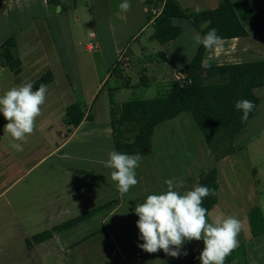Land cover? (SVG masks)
Wrapping results in <instances>:
<instances>
[{
    "label": "crops",
    "instance_id": "obj_1",
    "mask_svg": "<svg viewBox=\"0 0 264 264\" xmlns=\"http://www.w3.org/2000/svg\"><path fill=\"white\" fill-rule=\"evenodd\" d=\"M165 1L129 0L131 9L125 13L118 8L123 0H0V46L15 38L14 52L22 62L15 71L0 64V95L12 87L28 82L34 85L50 76L35 132L44 137L46 145L50 144L45 158L60 160L61 164L55 166L61 167L66 180L70 176L74 180L71 183L63 181L59 194L46 203L47 225L41 232L52 231L88 211L111 204L90 219L64 229L68 233L65 239L69 232H85L75 240L76 248L88 244L94 248L101 236H108L109 242L116 247L123 244L126 248H137L135 255L140 258L134 260L135 255L129 254L133 259L124 260L127 264H137L139 260L140 264H201L199 256L204 248L203 240L185 242L182 251L188 254L179 258L168 256L162 250L147 253L138 247L143 241L139 239L138 217L133 209L147 195L166 191L165 180H182L183 185L176 189L182 194L198 185L200 175L215 168L218 203L208 212L209 222L223 213L242 223L239 246L229 264H264V233L253 235L248 219V213L254 207H259L264 217V93L263 96L259 94L264 86L254 89L258 107L234 138V152L222 160L215 159L196 122H191L190 116L182 113L156 126L151 152L140 155L136 169L138 184L127 194L121 195L117 191L110 178L112 170L103 165L109 152L116 151L110 97L121 104L167 93L175 82V75L183 72L197 52L199 46L195 51L192 47L194 34L203 36L215 28L222 38L220 47L211 51L206 49L203 64L221 66L264 61L262 17V26L259 23L243 25L233 9L216 11L222 0H177L192 13L211 12L212 19L202 24L201 31L186 19H174L173 23L178 27L182 26L181 20L188 24L183 25L184 29L180 27L183 30L180 37L166 44L158 42L154 28H151L148 38H155L159 48L140 47L132 52V44L153 26L155 18H151L148 5L160 3L162 9ZM95 17L100 19V30L106 32L107 29L112 39L109 59L98 29L89 32L87 37L83 34V23H92ZM84 44L87 56L82 48ZM133 58L139 67L140 82L130 74ZM115 68L122 71L124 78L119 77L120 73H113ZM151 87L156 93L149 97ZM73 104H78L84 113L78 127L64 123L67 108ZM133 125L125 123L121 126L126 139L133 137L130 132ZM0 133L1 147L10 149L6 143L9 135ZM88 147H92L93 152H89ZM12 151L15 154L16 150L12 148ZM168 160L171 161L165 164ZM170 169L182 171L177 177L170 178ZM155 177L162 179L155 181ZM94 184L98 185L96 189ZM90 185L93 187L89 188ZM57 232L53 231V236L42 243L32 242L30 252H46L47 245L53 242L64 243L67 247L65 240L61 241L63 233L58 243ZM43 256L37 264H46V254Z\"/></svg>",
    "mask_w": 264,
    "mask_h": 264
},
{
    "label": "trees",
    "instance_id": "obj_2",
    "mask_svg": "<svg viewBox=\"0 0 264 264\" xmlns=\"http://www.w3.org/2000/svg\"><path fill=\"white\" fill-rule=\"evenodd\" d=\"M154 0H147L151 3ZM264 0H222L216 11L233 9L243 25L261 24ZM152 18V17H151ZM174 19L188 20L198 31L201 26L212 19L211 12L196 14L183 8L177 0H166L161 14L154 19L153 27L156 39L160 44H166L181 36L182 28L174 25ZM215 27V26H214ZM15 38H10L0 46V64L2 67L17 70L22 62L16 57ZM206 49L198 47L192 60L183 69L187 79L175 81L170 90L156 98L148 100H132L125 103L111 102V123L114 131L115 149L130 155H147L151 152V137L157 125L176 118L182 113H191L198 128L210 146L215 159L222 160L234 152L233 140L245 127L258 107V99L254 89L264 86V61L221 66L203 67ZM113 73L124 78L122 71L115 68ZM50 76H45L33 85L34 91L43 84L50 82ZM190 81V82H189ZM211 81V82H209ZM247 99L255 104L246 121L241 120L243 113L235 108L238 100ZM84 118V113L78 104L67 108L64 123L78 127ZM132 123L136 126L135 137L130 142L125 138L121 126ZM200 186L214 190V194L204 198L203 206L208 212L218 203L217 170L215 168L200 175ZM183 194V193H182ZM111 204L88 211L52 231H43L26 240L28 248L34 243H42L53 236V231L86 221L99 211L107 209ZM248 219L253 235L264 233V217L259 207H254L248 213ZM235 250L229 255L225 264H229L235 256Z\"/></svg>",
    "mask_w": 264,
    "mask_h": 264
},
{
    "label": "clouds",
    "instance_id": "obj_3",
    "mask_svg": "<svg viewBox=\"0 0 264 264\" xmlns=\"http://www.w3.org/2000/svg\"><path fill=\"white\" fill-rule=\"evenodd\" d=\"M118 8L126 13L131 9V4L129 0H123ZM192 40L193 51L201 45L209 51L222 45V38L215 28L203 36L194 34ZM202 66L208 68L211 64L204 63ZM46 93V84L42 83L33 91V84L28 82L12 87L0 95V113L7 120L4 132L12 138L10 146L17 152L23 151V143L27 142L28 136L36 129V120L41 115ZM235 108L243 113L241 120L246 121L255 104L243 99L235 103ZM108 157L103 161L104 167L112 170L110 178L115 182L117 191L121 195L127 194L138 184L136 169L141 156L112 150ZM164 183L166 191L147 195L133 209L138 217L136 227L139 239L143 241L138 247L147 253L162 250L168 256L179 258L188 254L187 251H182L185 242L203 240L204 248L199 256L201 264H225L226 258L239 246L241 221L221 213L209 222L208 209L203 206V200L214 194V190L206 186L196 185L181 194L176 189L183 185L182 180L173 178Z\"/></svg>",
    "mask_w": 264,
    "mask_h": 264
},
{
    "label": "rangeland",
    "instance_id": "obj_4",
    "mask_svg": "<svg viewBox=\"0 0 264 264\" xmlns=\"http://www.w3.org/2000/svg\"><path fill=\"white\" fill-rule=\"evenodd\" d=\"M93 11L95 12V10ZM148 16L150 17L149 13ZM262 21L264 23V8ZM99 22L100 19L98 17H95L92 23L84 22L83 34L87 37L89 32L97 31L98 29L103 36L102 43L104 49L107 50V58L109 59L112 54V39L109 37L107 29L106 32L100 30ZM140 22H138L137 25H139ZM180 22V25H182L180 27L182 28H185L183 25L188 24L186 20H181ZM95 25L97 27L96 29L94 28ZM151 28L154 27L151 26L150 29L146 31L145 36L140 37L138 41L132 44V52L138 50L140 47L146 49L159 48V43L155 38H148L149 34L152 33ZM262 37L263 41L261 42V48L262 52H264V35ZM121 44L122 42L120 45ZM82 48L85 52V44ZM86 54L85 52V56H87ZM132 67L130 74H132L135 80L140 82L141 78L137 76L139 67L134 58ZM151 82L152 84L154 83L152 80ZM151 88L152 91L149 97H152L155 95L154 93H156L153 87ZM4 92H2L1 95H3ZM263 93L264 89L259 92L262 96ZM262 112L264 113V110ZM185 114L190 116L188 119L191 122L195 121L191 113ZM179 120L180 119L176 121V126L179 125ZM6 123L7 120L4 118L3 114L0 113V132H4ZM35 131L32 135L28 136L27 142L23 143V151L20 153L17 151H15V154L13 153L10 146L13 141L10 136L6 139L8 148L10 149L3 150L0 145V264H37L40 257H42V255L45 257V254L46 264H127L124 260L130 261V259H133L129 254L135 255L137 248L131 246L130 248H126L123 244H119V246L116 247L113 243L109 242L110 238L108 236H101L97 242V246L94 248L92 244L76 248L75 240L82 237L80 235L85 234V232H69V236L65 239L68 233L63 228V230H58L57 240L59 243L60 235L63 233L61 241L65 240L67 247H64V243L58 245L56 242H53L47 245L46 252H30L26 245V240L40 233L42 229H46L45 226L47 225L46 221L48 219V216H45L46 203H48L52 197L59 194L60 185L63 181H68L70 183L74 181L71 176L66 180L63 176L61 167L55 166L56 163H58V165L61 164L60 160L49 157L45 158L50 144L46 145L47 143H45L44 137H40V134H37ZM130 132H133V137L127 138L128 141L135 137L136 126L132 131L130 130ZM0 139H2V137H0ZM153 139L156 144V135ZM262 144L264 145V138ZM88 148L89 152H93L92 147ZM170 161L171 160L166 161L165 164ZM170 170V178L177 177L182 171L181 169ZM165 175L167 177V170L165 171ZM161 179L160 177H155L154 180L157 181ZM96 184L98 183L96 182ZM92 187L93 185L89 186V188ZM97 187L98 185L94 184V188L96 189ZM57 221H59V219ZM71 243L72 245H70ZM137 258H140L139 255H137V257L135 255L134 260H137ZM139 261L136 263L140 264ZM148 263L149 262L146 264Z\"/></svg>",
    "mask_w": 264,
    "mask_h": 264
},
{
    "label": "built area",
    "instance_id": "obj_5",
    "mask_svg": "<svg viewBox=\"0 0 264 264\" xmlns=\"http://www.w3.org/2000/svg\"><path fill=\"white\" fill-rule=\"evenodd\" d=\"M163 8H164V6H163ZM163 8L161 9L160 3H157V5H151V4L148 5V10H149L152 18L158 17L161 14ZM186 79H187V77H186V74L184 72H178L175 75V81H184ZM201 251L202 250H200V252Z\"/></svg>",
    "mask_w": 264,
    "mask_h": 264
}]
</instances>
